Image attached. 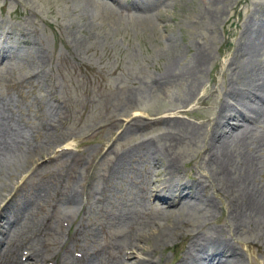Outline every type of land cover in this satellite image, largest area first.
Here are the masks:
<instances>
[{
	"label": "rangeland",
	"instance_id": "obj_1",
	"mask_svg": "<svg viewBox=\"0 0 264 264\" xmlns=\"http://www.w3.org/2000/svg\"><path fill=\"white\" fill-rule=\"evenodd\" d=\"M260 21L264 0H0V210L16 191L23 199L50 189L29 207L45 225L32 238L48 264L63 263L61 245L112 248L120 233L108 222L120 219V193H136L134 182L150 186L166 174L158 164L171 160L185 181L197 175L210 186L182 230L222 231L248 264L247 246L256 245L254 259L264 264V105L250 108L261 122L225 144L212 142L207 123L232 81L264 77V47L251 51L246 40ZM221 152L228 169L213 173L212 154ZM247 177L261 212L242 204ZM68 193L88 197V208L69 205ZM183 240L157 257L171 261Z\"/></svg>",
	"mask_w": 264,
	"mask_h": 264
},
{
	"label": "bare ground",
	"instance_id": "obj_2",
	"mask_svg": "<svg viewBox=\"0 0 264 264\" xmlns=\"http://www.w3.org/2000/svg\"><path fill=\"white\" fill-rule=\"evenodd\" d=\"M250 40L251 42L248 44L247 48L251 51L255 47V44H257V47L264 46V27H257V29L253 31V35ZM2 49L3 47L0 50ZM203 58L204 57L202 53L194 57V63L196 62L197 68H201ZM253 59L254 58H250L249 60L251 61ZM243 88V85L239 84L238 82H232L229 85L228 89H226L224 93L225 97L223 95L224 103L219 111L220 117L218 119V122L216 123L214 120V122L216 123L214 125L215 127L213 128V126H211V130L213 132L210 135V139L212 140V142H224L225 144L228 140V137H231L229 133L235 130L240 131L241 126L237 123L239 120L245 119L243 109L250 110V108H252L254 104H257L258 102L263 100V98L257 99L256 101L249 104L250 106H248L247 104H243L239 110H236L233 105L236 102L241 104L243 100L242 96H244ZM244 90L248 91L245 88ZM253 95L257 96V94L254 93ZM227 98L233 100L235 103L229 102ZM233 112L235 113L233 114ZM226 114L228 116L225 118ZM222 120H224V122H222ZM211 122L212 120L210 121V123ZM233 122H235L236 124H230ZM223 127H226L228 131H222ZM154 152L159 153L157 150H154ZM226 153L227 151L223 152V154ZM223 154L222 152L220 154H212V158L218 160V164L213 168V173H216L217 171L225 172L228 169L227 160L229 157L223 156ZM147 155L151 156L153 155V153ZM158 165L159 167H163L164 169H166V174L163 176L158 175L156 179L151 182V188L146 189V196H149L148 199L151 197V199L147 200L146 197L143 196V202L139 203L141 209H145V206H147V202L150 200H154V208L152 211H155L156 216H154L151 221H146L144 220V216H147L146 212H143V216L141 212L137 210H131L132 213L129 212L128 214L129 222L123 223L121 221L116 225L118 228L123 229L124 232L116 240L111 241L112 248L107 249L105 247L97 245L96 250L91 252L90 247H87V249H85L84 247H80L82 251L87 252L85 254V259L93 260L94 258H96L98 261L99 258L112 256V261L110 260V262L108 263L98 261L99 263L95 262V264L163 263L162 256L157 257V253L159 251H164L167 248L168 244L178 237V234H184L182 228L190 226V221L188 220V218H190V212L195 208H201V205L203 204L199 206V204L202 202V198L200 197V195H203L205 190H208L210 186L208 185V183L202 181L201 178H198L197 175H194V179L185 181L181 177L180 170L177 168L173 160H171L169 164H167L168 168L162 163H159ZM219 166H222V169H218ZM255 190H259L258 187L251 184L250 178L247 177L246 186L242 190L244 194V197L242 199L244 202L242 204L246 205V210L252 211L255 209L256 211L261 212L263 211V207L261 205H256V203H254V205L252 206L253 203L251 194ZM46 194V191H43L41 194L39 192H36L33 194L32 198L30 196H27L25 199L30 200V206L31 201H35L39 196H43ZM203 197H205L206 202L209 203V199H207L206 196ZM25 199L22 201V204L19 205L18 209L22 208V206L24 207V209H26ZM66 201L69 205L75 206L77 204V200L75 198H69L68 196ZM14 202L15 201L13 200L10 203L12 204ZM210 205L213 206L214 204L210 202ZM130 207L135 208L136 205L133 204ZM17 214L19 215V213ZM134 215L136 216V219ZM0 218H4L3 213L0 214ZM123 219H125V217H123ZM22 220L23 219H21L20 216H17L16 223ZM38 227L39 226L31 228L34 230H38L40 229ZM26 231H28L27 226H24L19 232L12 233L8 231L7 233H4L6 236V240L8 241V246L13 247L14 242L18 238L24 237L27 239V233H24ZM213 232L214 233L207 234V230H205L204 233L191 232L184 235L186 239L193 243L192 247L194 249L195 247H203L205 249V247L208 248L210 246H213L214 250L218 252V254L208 255L205 259H203V261H200L199 263L195 259H191L193 261V263L191 264H246L244 255L235 246V244H233L229 240L223 239L222 231L218 230ZM3 241H5V237L4 239H2V243ZM17 241L18 243L16 245V248H20L24 245L21 241ZM27 246L29 248L28 252H31V254L28 256V260L30 262L34 261L38 263L46 257V254L39 249L36 242L33 243L28 241ZM128 250L132 251L131 257L127 262H123L122 257L124 256V252ZM205 251L211 250L206 249ZM211 252L216 253L213 251ZM217 255L223 256L225 258H220L219 260H217ZM223 259L226 260L223 261ZM186 261V259L183 260L184 264Z\"/></svg>",
	"mask_w": 264,
	"mask_h": 264
}]
</instances>
